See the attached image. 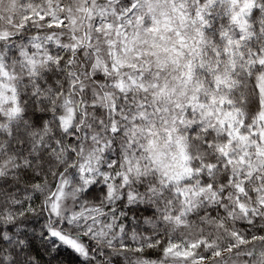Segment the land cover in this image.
Masks as SVG:
<instances>
[{
  "label": "snow or ice",
  "instance_id": "obj_1",
  "mask_svg": "<svg viewBox=\"0 0 264 264\" xmlns=\"http://www.w3.org/2000/svg\"><path fill=\"white\" fill-rule=\"evenodd\" d=\"M0 264H264V0H0Z\"/></svg>",
  "mask_w": 264,
  "mask_h": 264
},
{
  "label": "rangeland",
  "instance_id": "obj_2",
  "mask_svg": "<svg viewBox=\"0 0 264 264\" xmlns=\"http://www.w3.org/2000/svg\"><path fill=\"white\" fill-rule=\"evenodd\" d=\"M240 259H241V260H243L244 258H243V257H241Z\"/></svg>",
  "mask_w": 264,
  "mask_h": 264
}]
</instances>
